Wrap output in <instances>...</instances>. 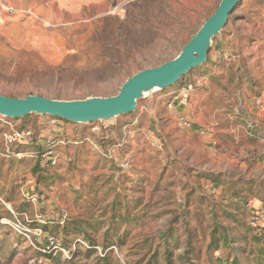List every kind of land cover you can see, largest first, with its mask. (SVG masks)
<instances>
[{
    "label": "rangeland",
    "instance_id": "374dc122",
    "mask_svg": "<svg viewBox=\"0 0 264 264\" xmlns=\"http://www.w3.org/2000/svg\"><path fill=\"white\" fill-rule=\"evenodd\" d=\"M218 2L5 0L27 12L0 9V94L113 96L139 68L177 56ZM48 116L0 115V264H48L34 252L37 241L47 245L50 233L38 236L34 228L74 220L97 225L118 212L117 201L127 204L134 218L124 245L111 247L119 264H144L154 253L164 264L163 248L157 247L170 224L182 241L191 235L199 258L194 264H218L229 249L206 250L211 207L218 222L232 226L227 215L234 214L243 223L231 234H247L248 241L233 245L240 264H254L247 226L256 214L264 215V0H240L212 37L206 61L172 86L145 93L134 111L90 123L58 119L62 126L55 134L65 145L54 166L41 156L40 139L58 128L48 125ZM181 118L190 121L189 129ZM17 130H30L32 141L6 144ZM37 160L55 174L47 185L37 184L31 172ZM206 176L221 180L214 184ZM27 180L33 183L25 185ZM226 181H235L240 190L251 188L241 193L246 204L228 193ZM57 229L50 250L59 248L63 258L88 246L80 236L71 241L73 235L63 243L64 233ZM87 232L100 242L103 230ZM184 245L174 251V264L194 262L178 259ZM96 250L103 252L100 246Z\"/></svg>",
    "mask_w": 264,
    "mask_h": 264
},
{
    "label": "trees",
    "instance_id": "16d2710c",
    "mask_svg": "<svg viewBox=\"0 0 264 264\" xmlns=\"http://www.w3.org/2000/svg\"><path fill=\"white\" fill-rule=\"evenodd\" d=\"M198 28L192 33V35H190L188 40L193 36V34L198 30ZM188 40H186V42ZM142 69L143 68H139L138 70H142ZM92 96H106V95L99 93V92H86V93L81 94V96H78V97L68 96V97L62 98L59 95H57L54 98L55 99H84V98L92 97ZM30 115L31 114L20 117V119H24ZM58 119H60L63 122H69L61 118H58ZM36 150H37V153L40 155L41 150L39 151L37 148ZM2 164H3V161L0 160V178H2L1 176ZM31 172L35 175L37 184L47 185L46 182L49 179L54 178L55 176V174H53V172H51L50 170L46 168H42L39 165L38 160L34 164V166L31 168ZM208 177H210L211 182L214 184L220 182L221 180L218 178V176H206V178ZM225 187L228 193H230V195L233 198H236V201H238V199H241L246 204V200H245L246 195L245 194L241 195V193L250 192L251 188L240 190L239 188L236 187L235 181H226ZM116 203L118 205V208L116 209V211L118 212H112V214L108 217L106 221L108 225H106V222H99L96 225L95 223L85 222L83 220H74L72 223L65 222V224H63L61 227L59 226L49 227L48 224L46 223L40 225L42 232H46L47 234L50 233V235L54 234L52 231L55 230L56 232H58L57 228H61L62 229L61 231H63L64 233V235L62 236L63 243H66L68 241L66 237L70 235H73V238L71 241H75L77 239L76 237H79V236L82 237L87 242L88 246L86 247V249L84 250L75 249L70 252V258L65 259L62 257L59 248L55 247L50 250V248L53 246L50 247L48 245L40 244L37 241L36 243L38 245V250L42 252L43 254H41L38 250L35 251L34 253L42 256L48 264H119V262L117 261V259L115 258L113 254V250L111 247L112 246L121 247L122 245H124L125 238L131 231L129 229V225L132 224L131 221L134 220V218L131 216L129 217L130 210L127 208V204H124L122 201H117ZM113 208H115V204H113ZM211 208L209 210L210 219H211L210 220L211 223H210V232H209V242L206 246V250L208 252H215L217 250H221L222 248L229 249L226 257L223 260H220L219 258L217 261L218 264H222V263L228 264L229 262L228 258H229V255L232 254V249H233V254H232L233 258L231 261H233V264H240L238 260V256L236 254L237 248L234 247L233 244L237 240L248 241L246 240L247 234H241V233L231 234V233L236 227L243 225V223L240 222L239 218H236L234 214H228L227 216L228 218L231 219L233 225L230 226V225L222 224L221 222H218L215 219L214 217L215 212ZM119 211H122V213H119ZM7 216H10V214L7 213ZM1 217L2 216H0V218ZM87 228H94L96 232L103 230V234L101 236L100 242H96L95 239H91L90 235L87 232ZM247 229L251 230L252 232L249 240L252 243H254L253 248L251 249V253L253 256V262L254 264H264V225H260L258 223H256L255 225H252V220H250V225L247 226ZM190 236L191 235L187 234L186 239L182 241L179 232L171 224L165 230L160 232L159 243H158L157 249L163 248L162 258H163L164 264H174V259L172 257L173 253L174 251L180 249L181 246H183V244H185L184 245L185 249L178 256V259L183 260L186 263L187 261H189V259L194 260V262H191L190 264H194L199 261L198 260L199 258L195 256V248L192 245V240L190 239ZM32 244L34 245V247H37L36 244L34 243ZM55 245H56V238H55ZM47 246L49 248H47ZM96 246H100L103 252L98 254L96 250ZM41 249H43L44 251H41ZM79 259H83V260L93 259V260L90 263V262H83V261L79 262L78 261ZM144 264H160V256L158 255V253H154Z\"/></svg>",
    "mask_w": 264,
    "mask_h": 264
},
{
    "label": "water",
    "instance_id": "95a60500",
    "mask_svg": "<svg viewBox=\"0 0 264 264\" xmlns=\"http://www.w3.org/2000/svg\"><path fill=\"white\" fill-rule=\"evenodd\" d=\"M240 0H220L215 11L201 24L173 59L142 69L128 77L117 94L84 99H55L38 94L10 97L0 94V115L20 118L32 113L45 114L74 123L107 120L134 111L137 100L154 89L177 82L192 68L206 61L212 37L225 25Z\"/></svg>",
    "mask_w": 264,
    "mask_h": 264
},
{
    "label": "built area",
    "instance_id": "2783aa9c",
    "mask_svg": "<svg viewBox=\"0 0 264 264\" xmlns=\"http://www.w3.org/2000/svg\"><path fill=\"white\" fill-rule=\"evenodd\" d=\"M0 9L7 12V13H11V14H16L18 12H21V13L27 12L25 10H17L13 6L7 5L5 3V0H0ZM183 97L185 99L186 95L184 94ZM181 121H182L181 122L182 125L185 128L189 129L191 127L190 121H188L186 118H181ZM57 123H58V118L53 117V116H48V125L49 126H51V127L57 126ZM59 137H60V135L50 133V134L45 135L43 138L40 139V143L43 147L41 156L44 159L43 162L46 165L54 166V165H56V163L59 159V152H58L59 147L65 145V141L63 139H60ZM7 138L8 139H7L6 144H10L12 142L28 143V142L32 141L33 135H32V132L30 130H21V131L17 130V131H13L12 133H10V135H8ZM153 145L155 147H159V146H156L155 143H153ZM122 166L124 167V166H126V164H122ZM32 183H33V180H27L25 182V185H29ZM29 199L33 203L38 202V199L36 198V196L32 195V194L29 196ZM64 217H65V214L62 213L61 219L63 220ZM256 223H258L260 225H264V215L260 216V215L256 214L254 217H252V225H255ZM17 226H18V224H17ZM18 229H19L18 231L20 233H24V230L20 226H18ZM33 233L39 236L43 232H42L41 228L39 227V228H34ZM45 237H46V242H47L48 246H52L55 244L54 236L49 234V235H46ZM48 246H47V248H49ZM85 246H87V245L85 244ZM41 251H44V250L41 249Z\"/></svg>",
    "mask_w": 264,
    "mask_h": 264
},
{
    "label": "crops",
    "instance_id": "0c3cea01",
    "mask_svg": "<svg viewBox=\"0 0 264 264\" xmlns=\"http://www.w3.org/2000/svg\"><path fill=\"white\" fill-rule=\"evenodd\" d=\"M61 126L62 125L60 123H58V128H54L53 130H51L50 133L55 134V132H59L58 130L61 129Z\"/></svg>",
    "mask_w": 264,
    "mask_h": 264
},
{
    "label": "bare ground",
    "instance_id": "6f19581e",
    "mask_svg": "<svg viewBox=\"0 0 264 264\" xmlns=\"http://www.w3.org/2000/svg\"><path fill=\"white\" fill-rule=\"evenodd\" d=\"M154 90H156V89H154Z\"/></svg>",
    "mask_w": 264,
    "mask_h": 264
}]
</instances>
